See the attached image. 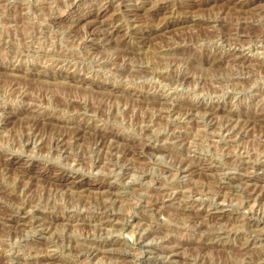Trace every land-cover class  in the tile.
Returning a JSON list of instances; mask_svg holds the SVG:
<instances>
[{
    "label": "rangeland",
    "instance_id": "rangeland-1",
    "mask_svg": "<svg viewBox=\"0 0 264 264\" xmlns=\"http://www.w3.org/2000/svg\"><path fill=\"white\" fill-rule=\"evenodd\" d=\"M263 134L264 0H0V264H262Z\"/></svg>",
    "mask_w": 264,
    "mask_h": 264
},
{
    "label": "bare ground",
    "instance_id": "bare-ground-1",
    "mask_svg": "<svg viewBox=\"0 0 264 264\" xmlns=\"http://www.w3.org/2000/svg\"><path fill=\"white\" fill-rule=\"evenodd\" d=\"M216 21H218V19L216 20ZM60 22V21H59ZM95 29H97V28H95ZM94 32V31H93ZM97 33V32H96ZM216 33V32H215ZM218 33V32H217ZM92 35V34H91ZM217 36V35H216ZM225 36V35H224ZM83 37V36H82ZM92 37V36H91ZM226 37V36H225ZM224 37V38H225ZM223 37H221V39H222ZM78 39V38H77ZM194 40V39H193ZM214 40V39H213ZM91 41H94L93 39L91 40ZM231 41V40H230ZM218 42V41H217ZM84 45V44H83ZM256 45V44H255ZM253 46V45H252ZM80 50V49H79ZM226 50V49H225ZM233 51H234V49H232ZM230 51V50H229ZM259 51V50H258ZM228 52V51H227ZM240 50H239V54H240ZM257 52V51H256ZM92 55V54H91ZM231 55V57L232 56H234V55H237V61H238V59H242V56H238V53H234V54H230ZM84 57V56H83ZM112 59V58H111ZM101 60V59H100ZM111 61V60H110ZM235 61V60H234ZM232 64V63H231ZM239 64V63H238ZM78 65V64H77ZM245 65V64H244ZM244 68H243V71H245V72H247V73H253L254 71V69L250 66V65H246V66H243ZM95 68V67H94ZM102 68V67H101ZM104 70V69H103ZM185 77H186V75H185ZM182 79H185L184 78V76L182 77ZM187 80V79H186ZM216 80V79H215ZM184 81V80H183ZM176 83V82H175ZM224 87V86H223ZM232 88V87H231ZM165 89V88H164ZM69 111V110H68ZM88 111V110H87ZM172 111V110H171ZM42 112V111H41ZM190 112H191V110H190ZM190 112H178V113H180L181 115H185V117H186V115L188 114H190ZM155 113V112H154ZM173 113V112H172ZM71 114V113H70ZM212 113H210L209 114V112L207 113V115H211ZM174 115H175V113H174ZM180 115V116H181ZM187 115V116H188ZM213 115V114H212ZM166 116V115H165ZM203 116V115H202ZM174 117V116H173ZM145 119H147V118H145ZM149 119V118H148ZM222 119V118H221ZM150 120H152V119H150ZM208 120V119H207ZM149 121V120H148ZM144 122V121H143ZM146 122V121H145ZM152 123H153V121H152ZM225 123V122H224ZM147 124V123H146ZM145 123H144V125H146ZM149 125H151V123H149ZM147 126V125H146ZM177 129V128H176ZM182 129V128H181ZM231 130V129H230ZM229 130V131H230ZM189 131V130H188ZM228 131V130H227ZM200 134V133H199ZM264 135V134H263ZM178 136V135H177ZM260 136V135H259ZM171 137V136H170ZM71 139H73V140H78L79 141V136L78 135H72L71 136ZM180 139H182V138H180ZM103 143V142H102ZM102 143L101 142H99V145H102ZM65 144H66V138L64 137V136H62V137H60V138H58L57 139V146H58V148H61V147H63V146H65ZM152 144V143H151ZM212 144V143H211ZM103 146V145H102ZM103 148V147H102ZM251 149V148H250ZM62 150V149H61ZM135 155L137 154V155H140V153H141V151L140 152H138L137 150H135L134 152H133ZM140 157V156H139ZM244 164H245V166H247L248 164H251L252 162L250 161V160H244V162H243ZM255 165L256 164H254V163H252V167H255ZM258 166V165H257ZM261 166V165H260ZM185 167V166H184ZM250 168V167H249ZM181 170V167L179 168V171ZM184 171H185V169H184ZM180 172H183V170H181ZM158 181V180H157ZM185 187V186H184ZM183 188V187H182ZM203 188V187H202ZM170 189V188H169ZM185 189V188H184ZM162 190H167V188L166 189H162ZM181 190V189H180ZM188 190V189H187ZM168 191V190H167ZM173 191V190H172ZM184 191V190H183ZM207 192H209V191H207ZM175 193V192H174ZM177 195H179L178 193H176L175 194V197H177ZM255 193H253V194H250V197H248L250 200H248L247 201V203H246V205L247 204H249L250 202H252V201H256V206H254V210L252 211V214L254 213H258V207H260V204H261V202H259V200H261L262 199V197H259V196H257V197H259V198H256L255 197ZM158 196V195H157ZM170 196V195H169ZM168 196V197H169ZM208 196V195H207ZM217 196V197H216ZM215 196V198H216V201H217V203H216V206H215V208L214 209H222L220 206H221V204L218 202V200H221V194H218V195H216ZM155 197V196H154ZM188 197V196H187ZM205 197V196H204ZM203 197V198H204ZM170 198V197H169ZM169 198H167V199H169ZM171 198H172V196H171ZM251 198H253V199H251ZM256 198V199H255ZM175 199V198H174ZM185 199V198H184ZM152 200V199H151ZM166 201L167 200H164L163 198L160 200V199H157V200H152L151 202V206H153L154 207V210H160L161 209V205L163 204L164 205V203H166ZM173 202V201H172ZM185 202V201H184ZM204 202V201H203ZM236 202V201H235ZM16 203V202H15ZM206 203V202H205ZM205 203H203L204 205H205ZM23 204V203H22ZM252 204V203H251ZM250 204V205H251ZM196 205V204H195ZM245 205V206H246ZM253 205H255V204H253ZM253 205L251 206V207H253ZM206 206V205H205ZM204 206V207H205ZM152 207V208H153ZM192 207V206H191ZM248 207H249V205H248ZM149 208V207H148ZM258 208V209H257ZM107 209V208H106ZM22 210V208L20 207V211ZM264 210V209H263ZM104 211V210H103ZM8 212V211H7ZM102 212V211H101ZM110 212V211H109ZM20 214V213H19ZM102 214V213H101ZM197 214V213H196ZM2 216H4V218H7L6 220H9V221H11V220H14V218L13 217H11V216H9V215H2ZM91 216V215H90ZM98 216V215H97ZM113 216H114V214H113ZM211 216H214V215H211ZM22 217H24V218H26L27 216L26 215H24V216H22ZM110 217H112V215L110 214V213H108V211H104L103 212V217H99V218H101V220H103L102 218H104L105 220L103 221V223H105V222H108L109 221V219L108 218H110ZM13 218V219H12ZM19 218V217H18ZM45 218V217H44ZM95 218V217H94ZM1 219H2V217H1ZM22 219V218H21ZM49 220V219H48ZM249 221V220H248ZM23 222V221H22ZM71 224V223H70ZM164 230V229H163ZM192 230V229H191ZM89 233V232H88ZM95 233V232H94ZM170 233V232H169ZM226 233V232H225ZM220 234V233H219ZM219 234H217V237H219L220 235ZM139 235H141V233L139 234ZM228 235V234H227ZM258 236V235H257ZM216 238V237H215ZM142 239H145V237L144 236H142ZM210 239V238H209ZM255 239V238H254ZM208 241V240H207ZM247 242V241H246ZM176 243V242H175ZM93 245V244H92ZM110 245H112V244H109V246ZM103 248V247H102ZM154 249V248H153ZM81 251V250H80ZM79 251V252H80ZM171 251V250H170ZM108 251H103V253H107ZM172 252V251H171ZM174 252V251H173ZM172 252V253H173ZM176 252V251H175ZM84 253V252H83ZM94 253L95 252H93V251H91V250H89V251H87L86 253H85V255L84 256H87V257H90V256H93L94 255ZM98 253V252H97ZM96 253V254H97ZM81 254V253H80ZM174 255V254H173ZM175 256V255H174ZM24 257V256H23ZM45 257H47V256H45ZM20 258V257H19ZM30 258H31V256H30ZM199 259V258H198ZM246 259V258H245ZM257 259V258H256ZM262 260H263V258H262ZM205 261V260H204ZM203 261V262H204ZM246 261V260H245ZM47 262V261H46ZM79 262V261H78ZM224 262V261H223ZM205 263V262H204ZM183 264V263H182ZM223 264H229V263H223ZM253 264V263H252ZM258 264H259V262H258ZM262 264H264V263H262Z\"/></svg>",
    "mask_w": 264,
    "mask_h": 264
}]
</instances>
